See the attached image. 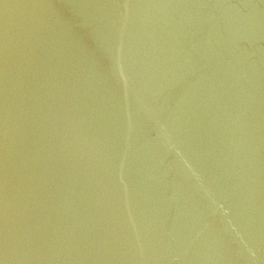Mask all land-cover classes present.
I'll return each mask as SVG.
<instances>
[{"label": "water", "instance_id": "obj_1", "mask_svg": "<svg viewBox=\"0 0 264 264\" xmlns=\"http://www.w3.org/2000/svg\"><path fill=\"white\" fill-rule=\"evenodd\" d=\"M0 264H264V0H0Z\"/></svg>", "mask_w": 264, "mask_h": 264}]
</instances>
